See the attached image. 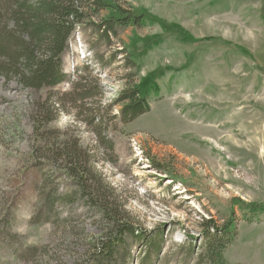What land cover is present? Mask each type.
<instances>
[{"label":"rangeland","instance_id":"1","mask_svg":"<svg viewBox=\"0 0 264 264\" xmlns=\"http://www.w3.org/2000/svg\"><path fill=\"white\" fill-rule=\"evenodd\" d=\"M116 1L209 39L168 38L137 72L125 67L127 45L161 29L121 28L108 43L93 25L104 11L76 28L63 57L68 81L37 91L0 78V264H209L204 222L233 216L225 260L264 264V214L245 219L234 204L264 202V0ZM168 67L176 70L159 80L151 111L125 124L116 101L126 78ZM80 79L98 92L87 114L67 108L36 128L35 104ZM79 114L103 119L105 142ZM65 142L79 144L89 186L140 234L125 236L111 262L95 254L112 222L60 158Z\"/></svg>","mask_w":264,"mask_h":264},{"label":"trees","instance_id":"2","mask_svg":"<svg viewBox=\"0 0 264 264\" xmlns=\"http://www.w3.org/2000/svg\"><path fill=\"white\" fill-rule=\"evenodd\" d=\"M107 11L108 16L101 18L95 25L96 32L102 39L110 43L111 37L116 36L121 28L157 26L162 33L142 37L135 35L127 45L126 69L135 68L137 72L142 65L143 58L164 43L168 38H174L181 43L199 44L209 38H196L189 30L179 23L171 22L154 15L144 8H124L116 0H0V78L7 81H17L23 87L41 91L53 89L69 80V75L63 68V57L68 50L69 42L77 27L82 25L88 17L99 16ZM190 64L181 67L188 69ZM173 67L159 68L150 72L137 81L128 80L120 97L116 101L122 106L121 120L129 124L140 116L151 111L150 101L160 95L159 80ZM82 79L78 89L74 87L64 93H55L53 97L34 106V121L38 129L45 128L52 123L60 111L70 113L76 109L87 114L89 102L96 98L92 90L84 84ZM85 83V82H84ZM74 86V85H73ZM79 114V115H80ZM79 120L96 129L102 142L103 119L99 115H92L90 119L78 116ZM117 116H114V120ZM78 143L65 142L62 145L61 159L65 160L67 169L79 178L81 190L89 196L92 204L99 208L112 222L107 235L97 244L98 262L112 261L118 248L124 243V237L130 235L138 239L140 234L116 219L117 212L98 188L89 186L90 176L83 164L84 157ZM88 171V172H87ZM89 179V180H88ZM234 204L241 206L245 219L256 218L264 214V202L246 204L240 199ZM232 220L219 227L215 220L204 222L205 252L200 255L202 261L209 264H228L224 253L232 240H228L233 228ZM113 226V227H112Z\"/></svg>","mask_w":264,"mask_h":264}]
</instances>
